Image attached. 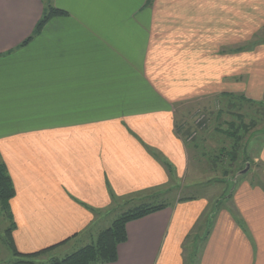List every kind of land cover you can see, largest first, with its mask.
Instances as JSON below:
<instances>
[{
  "label": "crops",
  "instance_id": "0c3cea01",
  "mask_svg": "<svg viewBox=\"0 0 264 264\" xmlns=\"http://www.w3.org/2000/svg\"><path fill=\"white\" fill-rule=\"evenodd\" d=\"M48 3L67 15L23 44ZM239 94L264 99V0H0V158L17 249L70 238L64 247L164 193L166 163L179 177L190 164L178 108ZM237 184L224 207L178 197L130 221L105 264H264V189Z\"/></svg>",
  "mask_w": 264,
  "mask_h": 264
},
{
  "label": "rangeland",
  "instance_id": "374dc122",
  "mask_svg": "<svg viewBox=\"0 0 264 264\" xmlns=\"http://www.w3.org/2000/svg\"><path fill=\"white\" fill-rule=\"evenodd\" d=\"M240 95L243 94H239L237 98L217 96L207 98L205 101L194 100L178 108L177 122L182 129L181 133H187L184 137L186 142L188 144L198 142L196 149L189 150V170L180 177L174 173V176H170L169 184L163 188L164 193L142 202H166L173 205L178 197L197 196L207 198L214 209L218 201L220 205L217 208L224 207L237 169L240 167L244 169L247 163L250 165L249 171L239 175L237 185L247 180L250 184H258L264 189V167L260 159L264 144V103L250 105L247 101H242ZM231 122L237 127L241 122L246 125L245 129L238 130L239 134L243 135V140L238 146L240 156L237 155L236 159L228 153L220 154L222 146H227L228 150L233 147L234 140L227 139L226 133L220 132L222 129H231ZM216 128L221 129L218 131ZM210 159L213 163L217 161L212 165ZM125 210L123 207L114 209L109 217H102L100 224H97L91 233H83L66 246L36 257V264H44L53 257H64L91 243L99 231L108 227ZM7 225L8 221H3L0 225V264H13L16 259L10 247L1 240Z\"/></svg>",
  "mask_w": 264,
  "mask_h": 264
},
{
  "label": "trees",
  "instance_id": "16d2710c",
  "mask_svg": "<svg viewBox=\"0 0 264 264\" xmlns=\"http://www.w3.org/2000/svg\"><path fill=\"white\" fill-rule=\"evenodd\" d=\"M67 15V11L63 8L57 7L53 5L52 3H48L43 11L42 16L38 20L33 33L23 42V44L28 43L31 39H33L36 35H38L45 24L53 17L55 16H63ZM224 98H230L238 96L235 95H228V96H222ZM242 101H247L250 105L254 104H263L264 101H254L252 99L246 98L244 95L239 96ZM221 110L218 112L220 113ZM219 117V116H217ZM231 129L228 130H221L220 132L226 133L227 139H233V147L232 149L228 150L227 146L221 147V153L220 154H226L233 155V158H238V146L241 144L243 140V135L239 134L238 130L245 129L246 125L241 122L239 127L236 126L234 122H231ZM179 130L182 131L181 127H179ZM218 131L221 129L216 128ZM180 135L184 138L187 133L185 132L180 133ZM220 139V138H219ZM185 140V138H184ZM186 142V140H185ZM187 143V142H186ZM192 143H195L192 142ZM187 143V146L190 148H195L198 146V142L195 144ZM217 152V151H216ZM236 154V155H235ZM238 155V156H237ZM215 157V156H214ZM217 157L221 159V156L217 154ZM217 158V159H218ZM235 158V159H236ZM210 163H213L211 161ZM247 163V161L245 162ZM167 170L170 174V176H174V169L173 166L170 163H166ZM242 168H238L237 172L241 171ZM236 175V174H235ZM239 178V177H238ZM238 180V179H237ZM237 182L233 181L232 186V192L235 189ZM231 192V194H232ZM16 194V189L13 183V180L11 178V175L9 174V171L7 170V167L5 163L0 158V225L3 221H8V225L6 229L4 230V233L2 235L1 240L3 243L7 244L10 249L13 252V255L16 256V259L13 264H36L35 258L48 252L56 247L58 245H61L62 243L68 241V239L63 240L62 242H59L58 244H54L51 246H48L46 248L40 249L35 252H29L24 253L17 249L13 237V231L16 227L15 219L13 212L11 210V200ZM197 196H189V197H180V200H186V199H193ZM171 204H168L166 202H160V203H152L151 201L148 202H142L139 204H136L134 207L130 206L128 208H125L126 210L123 211L118 217H116L112 223L106 227L105 229L98 232L97 236L93 239V241L89 244L83 245L79 249L73 251L72 253H69L65 255L64 257H53L48 262L44 264H105V263H114L118 260L119 254H118V246L119 244L127 241L128 235H127V224L132 221L136 220L142 217H145L151 213H154L156 211H159L161 209H164L165 207L170 206ZM1 236V233H0Z\"/></svg>",
  "mask_w": 264,
  "mask_h": 264
},
{
  "label": "water",
  "instance_id": "95a60500",
  "mask_svg": "<svg viewBox=\"0 0 264 264\" xmlns=\"http://www.w3.org/2000/svg\"><path fill=\"white\" fill-rule=\"evenodd\" d=\"M250 165L249 163L246 164V167L244 169H242L241 171L236 173V176L233 178L234 182H237V178L239 177L240 174L246 173L247 171H249Z\"/></svg>",
  "mask_w": 264,
  "mask_h": 264
}]
</instances>
